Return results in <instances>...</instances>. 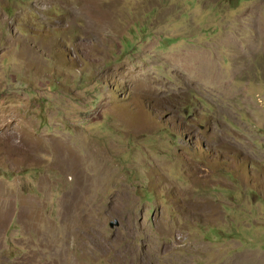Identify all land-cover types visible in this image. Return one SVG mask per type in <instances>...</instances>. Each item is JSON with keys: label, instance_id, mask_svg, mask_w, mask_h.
Here are the masks:
<instances>
[{"label": "rangeland", "instance_id": "rangeland-1", "mask_svg": "<svg viewBox=\"0 0 264 264\" xmlns=\"http://www.w3.org/2000/svg\"><path fill=\"white\" fill-rule=\"evenodd\" d=\"M0 264H264V0H0Z\"/></svg>", "mask_w": 264, "mask_h": 264}, {"label": "water", "instance_id": "water-1", "mask_svg": "<svg viewBox=\"0 0 264 264\" xmlns=\"http://www.w3.org/2000/svg\"><path fill=\"white\" fill-rule=\"evenodd\" d=\"M115 224L117 225V224H119V223H118L117 221H116V222H111V223H110L111 226H114Z\"/></svg>", "mask_w": 264, "mask_h": 264}, {"label": "bare ground", "instance_id": "bare-ground-1", "mask_svg": "<svg viewBox=\"0 0 264 264\" xmlns=\"http://www.w3.org/2000/svg\"><path fill=\"white\" fill-rule=\"evenodd\" d=\"M44 248V247H43Z\"/></svg>", "mask_w": 264, "mask_h": 264}]
</instances>
